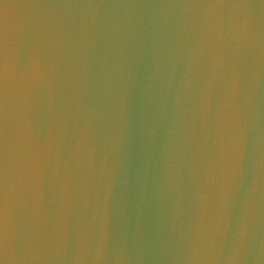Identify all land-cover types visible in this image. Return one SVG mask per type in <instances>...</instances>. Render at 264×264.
Instances as JSON below:
<instances>
[{
	"label": "water",
	"instance_id": "1",
	"mask_svg": "<svg viewBox=\"0 0 264 264\" xmlns=\"http://www.w3.org/2000/svg\"><path fill=\"white\" fill-rule=\"evenodd\" d=\"M0 264H264V0H0Z\"/></svg>",
	"mask_w": 264,
	"mask_h": 264
}]
</instances>
